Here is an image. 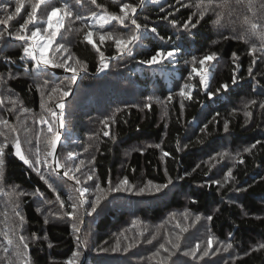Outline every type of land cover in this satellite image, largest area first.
I'll return each mask as SVG.
<instances>
[{
	"label": "trees",
	"instance_id": "16d2710c",
	"mask_svg": "<svg viewBox=\"0 0 264 264\" xmlns=\"http://www.w3.org/2000/svg\"><path fill=\"white\" fill-rule=\"evenodd\" d=\"M64 2L57 0L61 7ZM123 2L138 4L139 0H120V3ZM196 2L199 0H182V3L188 4ZM255 2L258 5V0ZM68 3L74 12L83 16L90 17L93 11H99L91 0H81L80 4L68 0ZM97 3L119 13V3L112 4L111 0H97ZM170 4L174 7H170ZM161 5L164 12L160 11ZM5 8L14 12L12 0H0V18H3ZM177 8L179 11H176ZM194 11V7H183L175 4V0H159L158 4L145 0V4L137 9V20L147 24L149 29L156 28L159 36L165 40H159L156 33H147L136 42L132 56L110 59L109 67L103 72L97 71L98 54L83 40V33L88 29L82 28L80 21L71 23L66 20L65 27L56 38L68 47L76 59L88 65L87 73L81 74L82 78L72 85V94L64 100V128L60 131L57 124L53 125L61 134L57 145L61 160L75 164L84 159L82 172L86 173L94 167L97 182L105 188L109 179L115 182L125 176L134 186H142L148 181L163 184L169 178L173 181L168 189L153 195L110 193L98 215L82 214V229L90 232L88 240L94 248L87 253V264H158L159 258L150 257L166 237L174 239L179 234L183 251L189 246L194 247L198 241H206L207 229L215 237L212 250L215 255L210 253L203 260L193 261L191 257L178 253L186 264H264V250L250 251L251 247L264 242V109L259 108V104L264 102V54L257 52L249 55L252 44L260 45L257 38L247 43L237 38L246 28L242 24L244 15L251 18L245 4L239 5L232 16L235 23L226 28H216L212 24L215 17L209 13L196 28L191 29L194 35L190 36L181 25ZM169 12L173 15L168 20L177 19L176 27L163 19ZM23 15L22 10L20 16ZM19 19L18 16L9 22L10 30H15L13 26L17 25ZM69 26L71 31H68ZM3 28L0 25V29ZM76 29L82 30L77 32ZM103 31L127 33V29L116 21L105 25ZM4 35L5 39L0 40V75L4 76L6 83H0V94L4 95L6 102L11 95L19 101V105L16 112H9L7 107L0 108V116L18 125L16 116L20 115V106L27 108L29 111L20 115V119L27 121L25 127L31 131L26 134L21 128V141L27 135L35 146L36 133L43 128L40 136L43 152L46 126L34 123L29 117L53 119L41 107L42 93L46 107L60 112L55 108L58 95L54 94L53 99L48 100L47 93L54 86L68 84L71 73L55 75L42 65L37 68L34 61L19 59L22 54L20 42L10 40L7 33ZM225 36L229 38L225 39ZM93 39L106 58L117 55L112 41L106 40L100 45L97 35ZM160 48L175 50V66L167 60L151 67L137 62L149 58ZM213 52L216 59L207 65L212 75L209 89L212 94L209 95L200 86L199 77L187 79L192 64H186L185 60L190 62L196 57L198 61ZM233 53L236 54L235 59ZM49 55L53 53L50 51ZM254 56L256 64L252 65ZM250 66L253 68L251 76L248 74ZM196 67L199 68L198 63ZM9 75L11 79H8ZM234 75L237 81L232 84ZM45 80L49 81L46 85L43 83ZM225 83L229 85L227 91H217ZM185 84L192 91L191 100L178 95ZM149 96L154 99L149 100ZM169 96H172L171 101L167 99ZM157 98L164 103H157ZM253 99L257 101L256 105H250ZM145 104H151V108L144 107ZM246 104L250 106L246 108ZM246 111L251 112L252 116L247 117ZM105 120L109 121L108 129H104L101 123ZM225 122L229 123L228 133L223 130ZM105 130L110 132L111 139L103 136ZM2 140L3 137H0ZM252 144H256V148L250 153L245 152L244 149ZM183 145L187 147L178 151V146ZM9 148L14 151L11 144ZM85 148L89 149L88 152L84 151ZM165 151L170 153L168 157L163 156ZM217 152L229 155L223 158L217 156L216 160H212L211 157ZM69 153L75 160H68ZM237 153L244 160L243 164L233 159ZM92 156L96 158L94 165L88 163ZM228 169L232 171L231 178H226ZM4 170L7 183L0 186L5 191H10L16 185L19 186L17 191L33 193L39 190L42 193V197H22L19 208L26 220L23 234L29 237V249L26 251L31 264H66L76 251L71 222L67 217L55 219L52 216L47 217L49 223L45 224L44 221L49 210L62 212L71 209L67 204L65 209H60L59 203L55 202V193L14 155L7 157ZM41 171L47 176L50 169L44 167ZM82 172H77L76 176L83 182ZM58 173H52L50 179L61 190L62 199L67 202L69 195L78 197L79 194L74 191L77 187L75 182ZM215 180L221 183H213ZM92 183L89 181L81 186L89 187ZM242 188L246 191H241ZM89 198H94L90 192L85 194V199ZM44 199L54 203L44 204ZM185 212L187 218L183 215ZM174 213L176 215L173 217ZM208 215L213 216L211 222L206 219ZM196 216L201 219L197 221ZM133 221H136L135 225ZM16 223L18 218L11 212L10 198L0 195V244L6 242L5 232L15 241L13 232ZM177 223L179 228L176 227ZM181 228L187 231L181 232ZM145 229L144 236H140L139 233ZM157 230V240L147 244L146 239L156 234ZM104 241H108V244H104ZM117 241L122 248L130 242L133 247L126 253L95 250V246L110 249ZM49 242L52 248L48 247ZM227 242L233 243V249L216 252L220 243ZM204 247L206 243L202 244L201 251ZM246 251L250 254L245 255ZM237 255L241 258L234 260ZM2 257L3 253L0 252ZM13 259L15 264H23V258ZM0 264H4L2 259Z\"/></svg>",
	"mask_w": 264,
	"mask_h": 264
},
{
	"label": "snow or ice",
	"instance_id": "6c2138e0",
	"mask_svg": "<svg viewBox=\"0 0 264 264\" xmlns=\"http://www.w3.org/2000/svg\"><path fill=\"white\" fill-rule=\"evenodd\" d=\"M15 5L14 12H9L7 8L4 9L3 18H0V25H3L4 28L0 29V40L5 39V33L7 37L12 41L20 42V47L22 48V54L19 59H29L34 61L36 67L39 68L43 65L45 68H64L65 71L70 72L71 76L68 78L69 83L63 87L54 86L47 93V99L52 100L53 95L57 94L58 99L55 103V108L60 110L59 113L54 111L52 108L46 107V102H44V93H42V104L41 107L45 111L49 112L53 119L49 120L44 117H40L38 120L35 116H30L34 123H39L40 125L46 126V135L44 136L45 148L43 152L40 148V136L44 132V129L41 128L35 136V146H33L32 138L25 136V139L21 141L19 132L21 128L24 129V132L27 134L31 129L25 127L27 121L21 120L20 115L27 113L29 110L25 107L20 106L19 111L20 115L16 116L18 125L11 124L8 119L0 116V137H3V140L0 141V185L6 184L5 177V166L7 157L9 155H14L24 165L34 171L39 179L48 186L50 190L55 193V202L59 203L60 209H65L67 207L71 211H62V212H52L48 211L45 218V224L49 223L48 216H52L55 219H63L67 217L68 222L72 224V233L75 240L76 251L73 252L71 259L66 261V264H87V253L94 250L89 244L88 237L90 235L89 231L82 229L84 224L81 215L84 216H93V214L98 215L102 210L104 201L107 200V196L110 193H120L128 192L137 196L142 195H153L155 193H160L165 189H168L170 185L173 184L171 178L168 179L167 183L163 184H153L152 181H148L142 186H134L130 184L128 177H123L113 182L111 179L107 181V187H103L101 183L96 180V170L94 167L89 168L88 171L82 172L81 166L85 165V160L80 159L78 163L70 164L67 161H62L61 158L57 155V145L60 141L59 131L56 130L53 125L57 124L60 128L64 127V110H65V98L69 97L73 88L72 85H75L78 78H82V73H87L88 65L81 59H76L73 53L68 49L64 43L57 41V36L61 33V29L65 27L66 20L75 23L80 21L82 28H87L88 30L83 33V40L87 44L91 45L95 52L98 54V64L99 67L97 71L103 72L109 67V60L119 58L130 57L133 54V47L136 46L142 36H145L147 33H156L159 37V40L164 41L163 36H159L156 28H148L147 24H141L137 20V9L142 7L145 4V0H139L138 4L123 2L120 3V0H111L112 4L119 3V13L109 11L107 7L103 4H98L97 0H91V4L95 5L99 11H93L91 16H83L78 12H74L71 5L68 3V0H65L63 6H58L57 0H12ZM76 4H80L81 0H75ZM151 3L158 4L159 0H151ZM175 4H181L183 7H194L196 11L188 15L187 19L182 23L181 27L185 30H188L189 35H194L191 33V29L197 27L200 21L204 20L206 15L209 13L212 14L215 18L212 20V24L216 28H226L229 24L235 23L232 20V16L237 12L238 6L245 4L249 13H251V18L248 15H244L242 24L246 26L238 39H243L246 43L257 38L260 42L259 47L256 44H252L249 55H253L257 52L264 54V15H258V13L264 14V0H258V5L255 0H199L194 4L182 3V0H175ZM170 7H174L173 4H170ZM24 11V15L20 16V13ZM160 11L164 12L165 9L161 5ZM176 11H179L177 8ZM38 13H39V23H38ZM173 15V13H167L163 19L168 20V17ZM20 17L15 27V30L12 31L9 29V22L16 17ZM196 17L194 20L193 18ZM112 21L118 22V24L127 29L126 34H119L113 31H103L104 26L110 24ZM173 27L177 26V19L168 20ZM30 25L32 26L30 28ZM71 26H69L68 31H71ZM82 29H76L77 32H80ZM97 35L99 37V44L103 45L106 40H110L114 43L116 49V56L105 57L101 47L97 45L93 37ZM225 39H228L229 36H225ZM50 51L53 55H49ZM59 54V55H56ZM236 54L233 53V59H235ZM171 58V59H170ZM216 59V53H210L203 58H200L197 61L196 57H193L189 62L185 60V63H191V71L188 74L187 79L192 80L193 76L199 77V84L204 88L206 92H209V95L212 93L210 89V81L212 75L208 71L207 65ZM164 60H167L169 64L175 66V50L168 51L163 48L158 49L155 54L150 55L147 59H141L137 61L141 65H147L149 67L153 65L162 64ZM199 64V68L196 67V64ZM252 65L256 64V57L254 56ZM248 74L251 76L253 74V68L250 66L248 69ZM12 76L9 75L8 79H11ZM50 79V78H49ZM237 77L234 75L232 77V84H235ZM48 80H45L43 83L48 84ZM0 83H6V80L3 75H0ZM229 85L221 84L217 91L224 89L227 91ZM37 90H40V86L37 87ZM178 95L181 98L191 100L192 91L187 84L184 85L178 92ZM149 100L154 98L149 96ZM168 101L172 100V96H169ZM157 103H164L158 98L156 99ZM257 101L255 99L250 101V105H256ZM11 105V107H8ZM19 101L14 99L11 95L8 96L7 102L3 94H0V108H8L9 112H16ZM249 104H246L245 107H249ZM144 107L151 108V104H145ZM183 108V104H181ZM260 109H264V102L259 104ZM167 115V113H165ZM217 115H219L217 113ZM245 115L251 117L252 113L246 111ZM104 126V129L110 127L109 121H101ZM207 129V124L204 125V130ZM223 130L225 133L229 132V123L225 122L223 125ZM103 136L112 138L110 132L105 130L103 131ZM9 144L12 145V151L9 148ZM27 145V147H23ZM153 145H148L152 147ZM256 144H252L249 148H245L244 151L250 153L252 149L256 148ZM159 147V145H157ZM187 145L178 146V151L186 148ZM88 148H85V152H88ZM99 151V149H96ZM169 152L165 151L163 153L164 157H168ZM226 152H217L216 155L212 156V160H216L217 156L223 158L228 156ZM240 153H237L233 159L237 160L238 163L243 164L244 160L240 159ZM95 156H92L88 163L90 165L95 164ZM68 160H75V157L71 153L68 154ZM47 167L50 169L48 175L46 176L42 168ZM59 169H64L63 175L68 177L69 180L75 182L77 187L74 188V191L78 193V197L73 198L69 195V200L66 202L62 199V192L56 186V184L50 179L52 173H58ZM77 172H82L84 176L83 182L76 176ZM167 175V170H165ZM232 177L231 169H228L226 172V178ZM92 181L93 183L89 187L81 186L82 183L86 184L87 182ZM213 183L220 184L219 180L213 181ZM19 186L13 185L10 191H5L2 186H0V195L7 196L10 198L11 212L15 218H18V223L15 224V229L13 235L15 236V241L13 238L9 237L7 232L4 233L6 242L0 244V252L3 253V257L0 258L3 260L4 264H15L14 258H23V264H31L30 256L27 253L29 249V237L23 234V225L26 223L24 215L19 211L21 198L28 195H35L42 197V193L39 190H35L33 193H28L24 190L17 191ZM241 191H246V189H240ZM91 193V196L94 198L85 199L86 193ZM195 202V201H193ZM44 204H53L54 201L44 199ZM40 211V209H37ZM176 214H173V217ZM187 218V212L183 214ZM197 221L201 219L200 216H196ZM207 221L211 222L213 219L212 215L206 217ZM133 225L136 224V221L132 222ZM162 227V226H161ZM176 227H180L177 223ZM140 232V236H144L145 232ZM181 232L187 231L185 228L180 229ZM206 241H198L195 243L194 247L189 246L186 250L181 249V236L179 234L175 235L174 239L171 237H166L163 242L159 243L155 251L152 252L150 258H159L158 264H186V261L180 259L177 255L181 253L183 257H191L193 261L203 260L205 257L209 256L210 253L215 255L212 252L213 245L215 242V237L211 234L210 229H207ZM159 231L157 230L156 234H153L150 238L146 239L147 244H152L153 241L157 240ZM47 240V237H44ZM127 240L128 238L125 237ZM206 243V247L202 248V244ZM104 244H108V241H104ZM52 243H48V247L52 248ZM133 247V244L130 242L125 247H121L120 242L117 241L114 246L109 248H104L101 246H95V250L100 252H128ZM223 249L224 252H228L230 249H233V243H220L219 247L216 249V252H219ZM264 250V242L259 243L251 247V252H259ZM198 253L199 256L197 255ZM248 251L245 252V255H249ZM176 257V259H173ZM241 257L238 255L234 257V260H238ZM227 264V262H225Z\"/></svg>",
	"mask_w": 264,
	"mask_h": 264
},
{
	"label": "water",
	"instance_id": "95a60500",
	"mask_svg": "<svg viewBox=\"0 0 264 264\" xmlns=\"http://www.w3.org/2000/svg\"><path fill=\"white\" fill-rule=\"evenodd\" d=\"M47 69L50 70V72H52L55 75H61V74L70 73V72L65 71L64 68H51V67H48ZM57 155H58V146H57ZM58 171L63 173L64 170L63 169H59Z\"/></svg>",
	"mask_w": 264,
	"mask_h": 264
},
{
	"label": "rangeland",
	"instance_id": "374dc122",
	"mask_svg": "<svg viewBox=\"0 0 264 264\" xmlns=\"http://www.w3.org/2000/svg\"><path fill=\"white\" fill-rule=\"evenodd\" d=\"M58 127H59V126H58ZM63 128H64V127H62V128L59 127V130L62 131ZM59 134H60V132H59ZM60 137H61V134H60ZM63 170H64V169H63Z\"/></svg>",
	"mask_w": 264,
	"mask_h": 264
}]
</instances>
